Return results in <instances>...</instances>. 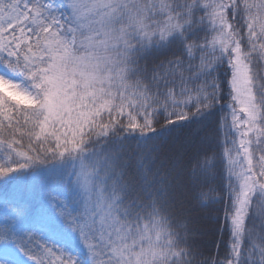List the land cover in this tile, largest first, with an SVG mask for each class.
Masks as SVG:
<instances>
[{"label": "snow or ice", "instance_id": "6c2138e0", "mask_svg": "<svg viewBox=\"0 0 264 264\" xmlns=\"http://www.w3.org/2000/svg\"><path fill=\"white\" fill-rule=\"evenodd\" d=\"M0 207V264H264V0H0Z\"/></svg>", "mask_w": 264, "mask_h": 264}, {"label": "trees", "instance_id": "16d2710c", "mask_svg": "<svg viewBox=\"0 0 264 264\" xmlns=\"http://www.w3.org/2000/svg\"><path fill=\"white\" fill-rule=\"evenodd\" d=\"M186 131L187 130H177L176 132L173 133V137L176 139L177 143H179L183 140ZM0 212H2V211H0ZM206 239H208L210 241L212 239V237H206Z\"/></svg>", "mask_w": 264, "mask_h": 264}, {"label": "rangeland", "instance_id": "374dc122", "mask_svg": "<svg viewBox=\"0 0 264 264\" xmlns=\"http://www.w3.org/2000/svg\"><path fill=\"white\" fill-rule=\"evenodd\" d=\"M0 211H3V208L2 207H0Z\"/></svg>", "mask_w": 264, "mask_h": 264}]
</instances>
